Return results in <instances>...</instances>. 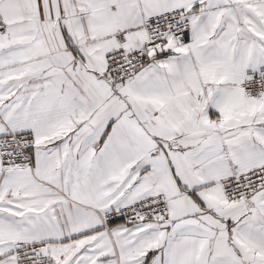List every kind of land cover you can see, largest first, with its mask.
I'll return each mask as SVG.
<instances>
[{"label":"snow or ice","instance_id":"6c2138e0","mask_svg":"<svg viewBox=\"0 0 264 264\" xmlns=\"http://www.w3.org/2000/svg\"><path fill=\"white\" fill-rule=\"evenodd\" d=\"M0 264H264V0H0Z\"/></svg>","mask_w":264,"mask_h":264}]
</instances>
